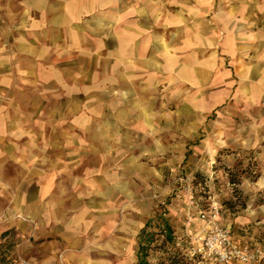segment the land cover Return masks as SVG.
I'll list each match as a JSON object with an SVG mask.
<instances>
[{
    "label": "crops",
    "instance_id": "0c3cea01",
    "mask_svg": "<svg viewBox=\"0 0 264 264\" xmlns=\"http://www.w3.org/2000/svg\"><path fill=\"white\" fill-rule=\"evenodd\" d=\"M11 74L25 75L30 88L87 76L80 86L89 90L81 104L88 113L73 116L71 130L58 131L61 141L44 143L37 158L58 156L57 197L70 182L73 202L89 204L75 218L81 231L89 229L91 204H113L119 196L116 203H127L143 192L158 155L177 152L185 161L192 154V142L176 145L169 126L178 120L173 107L185 112L179 118L188 127L181 131L192 138L194 115L207 120L231 103L264 106V0H0V91ZM7 104L16 106V99ZM27 121L0 109V219L26 211L38 197L26 184L36 154ZM114 164L117 174H107ZM18 179L25 182L22 190ZM42 180L39 197L45 200L51 178ZM110 207L104 206V218L113 214ZM76 220L58 225L70 245ZM147 225L134 232L136 264ZM231 234L236 243L251 245Z\"/></svg>",
    "mask_w": 264,
    "mask_h": 264
},
{
    "label": "rangeland",
    "instance_id": "374dc122",
    "mask_svg": "<svg viewBox=\"0 0 264 264\" xmlns=\"http://www.w3.org/2000/svg\"><path fill=\"white\" fill-rule=\"evenodd\" d=\"M23 77L11 74L6 90L0 91L1 113L16 112L29 120L25 128L33 133L36 151L32 182L27 180L26 184L28 191H38V197L33 196L26 211L17 209L11 219H0V231L7 230L3 238L0 235V243L12 246L14 264H136L138 239L134 232L145 222L148 225L142 244L148 246L147 264H218L203 257L198 240L203 227L200 214L214 211L218 224L229 230L235 244L264 252V106L250 110L243 102L231 103L221 112H212L207 120L199 121L194 115L192 138H184L182 133L188 124L179 116L185 112L173 107L178 120L169 126L175 127L176 145L180 148L192 142V154L185 161L177 152L155 157L153 171L145 174L143 192L127 203H116L119 196L113 204H91L89 229L81 231L80 219L75 218L89 204L73 202L70 182L64 185L65 196L60 200L58 156L41 154L40 160L37 157L44 143L61 141L58 131L71 130L73 116L88 113V106L81 104H86L84 98L89 90L80 86L87 76H65L63 85L37 81L32 88ZM9 99H16L17 105L9 106ZM248 135L253 138H238ZM107 174H117L115 164ZM43 177L51 178L45 200L39 197ZM17 183V190H22L25 182L18 179ZM109 205L113 214L104 218V206ZM49 215L53 219L46 218ZM64 218L77 221L76 241L71 245L63 241L64 233L58 226ZM232 231L247 237L251 245L236 243ZM85 234L88 235L84 238ZM232 264H264V258Z\"/></svg>",
    "mask_w": 264,
    "mask_h": 264
},
{
    "label": "built area",
    "instance_id": "2783aa9c",
    "mask_svg": "<svg viewBox=\"0 0 264 264\" xmlns=\"http://www.w3.org/2000/svg\"><path fill=\"white\" fill-rule=\"evenodd\" d=\"M217 211L200 214L203 227L198 235L204 258L218 264L254 263L264 258V252L235 244L227 228L217 222Z\"/></svg>",
    "mask_w": 264,
    "mask_h": 264
},
{
    "label": "trees",
    "instance_id": "16d2710c",
    "mask_svg": "<svg viewBox=\"0 0 264 264\" xmlns=\"http://www.w3.org/2000/svg\"><path fill=\"white\" fill-rule=\"evenodd\" d=\"M143 233V232H142ZM7 235L4 233L2 238ZM148 246H138V263L147 264L145 256L147 255ZM15 259L12 254V246H9L6 242L0 243V264H14Z\"/></svg>",
    "mask_w": 264,
    "mask_h": 264
}]
</instances>
